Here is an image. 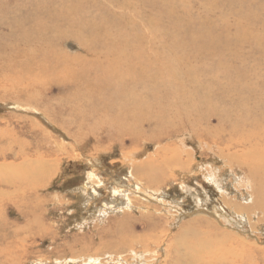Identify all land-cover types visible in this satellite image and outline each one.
<instances>
[{"label": "rangeland", "instance_id": "1", "mask_svg": "<svg viewBox=\"0 0 264 264\" xmlns=\"http://www.w3.org/2000/svg\"><path fill=\"white\" fill-rule=\"evenodd\" d=\"M32 1L41 3L35 5V10L43 3L44 7L65 11L71 6V14L58 11L60 15L55 18L58 23H73L79 32L64 27L52 34L38 32L33 24H50L48 18L34 16L32 10L20 13L14 1L0 0V264H183L192 240L180 229L189 227L188 221L195 219L197 210L213 219V209L227 218L225 226L216 225L245 244L244 253L250 258H242L239 263L264 264V209L253 192L248 165L231 162L227 156L237 148L225 149L223 155L216 148L229 136V112L255 110L253 101H264V0H74L63 7L58 5L66 0ZM154 23L159 30L154 29ZM42 35L53 39L54 45L48 51L40 43ZM79 36L86 45L79 43ZM133 45L158 48L155 53L156 57L162 56L164 64L160 75L165 96L159 103L161 116H145L138 129L131 128L127 138L113 136V129L108 127L102 131L79 126L81 117L64 110L66 103L58 101L55 108H48L59 112L52 113L56 115L53 117L46 115L42 107L28 104L30 96L35 99L37 94L44 100L42 91L48 92L46 97L53 101L66 93L84 94L92 79L99 77L98 65L89 61L102 58V53L115 51L118 46L131 52ZM53 48L60 50L59 60L70 61L67 64L72 77L63 83L54 84L48 76L51 63L43 57L44 53L50 56ZM234 51L241 56L233 55ZM205 52H210L209 58ZM87 73L91 78L84 77ZM29 79H39L42 88L37 90L34 85L32 94L28 92L23 86H31ZM108 85V81L95 85V89L92 85V95L108 93L114 88ZM200 95L207 97L202 111L194 107L193 101ZM102 96V100L107 99ZM181 102L185 106L176 116L172 107ZM60 122L67 125L62 127ZM156 149L167 157L174 151L175 157L167 161L173 159L177 164L164 167L159 161L156 167L164 170L155 173L156 183L151 184L138 179L134 170L148 156L155 157ZM46 161L49 173L37 176L35 169ZM25 172L29 178L34 173L38 190L24 189L30 184L24 179ZM23 192L32 194L26 197L28 194ZM181 235L187 241L181 240Z\"/></svg>", "mask_w": 264, "mask_h": 264}, {"label": "bare ground", "instance_id": "2", "mask_svg": "<svg viewBox=\"0 0 264 264\" xmlns=\"http://www.w3.org/2000/svg\"><path fill=\"white\" fill-rule=\"evenodd\" d=\"M14 1V4H17L20 6V13H24L26 10H32V12L35 14L34 16H39V17H45L50 20V24L45 21V24H38L37 26L34 25L33 23V28H36L38 32H60L65 30L70 31L72 30L73 32H76L78 28L73 24V23H58L57 19L55 18L56 16H59L60 11L62 14L66 15L71 14L69 11L71 10V6L66 8L65 10L62 9H57L55 7H41L40 9L35 10V5L36 7L40 5L41 3H35L32 0H8V2ZM36 1V0H35ZM42 1V0H41ZM57 1V0H56ZM74 0H66L61 1L63 4L58 5L63 7L65 3H71ZM143 1V0H142ZM141 1V2H142ZM145 1V0H144ZM175 1V0H174ZM173 1V2H174ZM7 2V1H6ZM37 2V1H36ZM45 2H50L49 0H45ZM58 2V1H57ZM148 2V1H147ZM172 2V1H171ZM33 3V4H32ZM59 3V2H58ZM120 3V2H118ZM117 3V5H118ZM255 3V2H254ZM6 4V3H5ZM11 4V3H10ZM147 4V3H146ZM4 5V4H3ZM13 5V4H12ZM83 5V4H82ZM10 6V5H9ZM119 6V5H118ZM66 7V6H65ZM64 7V8H65ZM75 7V6H74ZM124 7H126L124 5ZM174 7V6H173ZM24 8V9H23ZM172 8V7H171ZM13 9V8H12ZM26 9V10H25ZM128 9V8H127ZM157 9V8H155ZM1 10H3V7H1ZM134 10V8H133ZM160 11V9H158ZM4 11V10H3ZM16 11V12H18ZM73 11V9H72ZM76 11V10H75ZM140 11V9H139ZM167 11V10H166ZM67 12V13H66ZM133 12V11H132ZM75 13V12H74ZM81 13V12H80ZM79 13V14H80ZM25 14V13H24ZM77 14V11H76ZM132 14V13H131ZM170 14V13H169ZM73 15V14H72ZM164 15V14H163ZM175 15V14H174ZM28 16V15H25ZM30 16V15H29ZM139 17V15H137ZM179 16V15H178ZM182 16V15H181ZM23 17V16H22ZM38 17V18H39ZM78 17V16H77ZM121 17V16H120ZM131 17V16H130ZM133 17V16H132ZM136 17V16H135ZM143 17V16H142ZM175 17V16H174ZM188 17V16H187ZM255 17V16H254ZM31 18V17H30ZM29 18V19H30ZM180 18V16H179ZM183 18V17H182ZM189 18V17H188ZM187 18V19H188ZM43 19V18H42ZM63 19V18H62ZM161 19V18H158ZM163 19V18H162ZM177 19V18H176ZM246 19V18H245ZM22 20V19H19ZM135 20V19H133ZM137 20V19H136ZM172 20V19H171ZM27 21V20H25ZM123 21V20H122ZM127 21V20H126ZM144 21V20H143ZM18 22V20L16 21ZM24 22V21H23ZM28 22V21H27ZM33 22V20L31 21ZM121 22V21H120ZM151 22V21H149ZM153 22V21H152ZM20 24V22H18ZM126 25L127 23L124 22ZM140 23V22H139ZM145 23V22H144ZM147 23V22H146ZM160 23V22H159ZM171 23V22H170ZM14 24V23H13ZM29 24V23H28ZM48 24V25H46ZM162 24V23H161ZM205 24V23H204ZM209 24V23H208ZM212 24V23H211ZM21 25V24H20ZM23 25V24H22ZM139 25V24H138ZM177 25V24H176ZM184 25V24H183ZM131 26V25H129ZM178 26V25H177ZM204 26V25H203ZM243 26V25H242ZM11 27V26H10ZM18 27V25H17ZM61 30L60 28H63ZM117 27V26H116ZM133 27V26H132ZM143 27V26H142ZM154 29H157L158 25L156 23L153 24ZM227 27V26H226ZM238 27V26H237ZM25 28V27H24ZM23 28V29H24ZM31 28V27H30ZM131 28V27H129ZM148 28V27H147ZM194 28V27H193ZM21 29V28H19ZM26 29V28H25ZM119 29V27H118ZM125 29V28H124ZM195 29V28H194ZM200 29V28H199ZM204 29V28H203ZM211 29V28H210ZM214 29V28H213ZM122 30V29H121ZM191 30V29H190ZM247 31L249 29H246ZM19 31V30H18ZM24 31V30H23ZM34 30H31L33 32ZM123 31V30H122ZM125 31V30H124ZM134 31V30H133ZM139 31V30H137ZM142 31V30H141ZM203 31V30H202ZM205 31V30H204ZM203 31V32H204ZM234 31V30H233ZM245 31V29H243ZM254 31V30H253ZM128 32V31H126ZM132 32V31H131ZM130 32V33H131ZM157 32V31H156ZM159 32V31H158ZM210 32V31H209ZM215 32V31H214ZM223 32V31H222ZM230 32V31H229ZM27 33V31H26ZM25 33V34H26ZM147 33V32H146ZM152 33V32H151ZM150 33V34H151ZM176 33V32H175ZM183 33V32H182ZM192 33L193 30H192ZM205 33V32H204ZM216 33V32H215ZM220 33V32H219ZM225 33V32H223ZM241 33V32H240ZM41 34V33H40ZM165 34V33H164ZM222 34V33H221ZM232 34V33H231ZM238 34V33H237ZM245 34V33H244ZM242 34V35H244ZM119 35V34H118ZM129 35V34H128ZM141 35V34H140ZM163 35V34H162ZM166 35V34H165ZM203 35V34H201ZM215 35V34H214ZM223 35V34H222ZM233 35V34H232ZM36 36V35H35ZM45 36V35H44ZM44 36H41V41L42 45H46L48 49L46 50L45 48L44 51L50 50L53 44V39L48 36L47 38H44ZM54 36V35H53ZM52 36V37H53ZM157 36V35H156ZM160 36V33H159ZM229 36V35H228ZM231 36V35H230ZM234 36V35H233ZM27 37V36H26ZM57 37V36H56ZM134 37V36H133ZM183 37V36H182ZM192 37V36H191ZM238 37V36H237ZM250 37V35H249ZM258 37V36H257ZM255 37V38H257ZM260 37V36H259ZM55 38V37H54ZM129 38V37H128ZM153 38V37H152ZM161 38V37H160ZM189 38V37H187ZM195 38V37H194ZM204 38V37H203ZM202 38V39H203ZM217 38V37H216ZM254 38V37H253ZM263 38V37H262ZM40 39V38H39ZM48 39V40H47ZM52 39V40H51ZM56 39V38H55ZM54 39V40H55ZM114 39V37H113ZM124 39V38H122ZM137 39V38H136ZM164 39V38H163ZM174 39V38H173ZM201 39V38H200ZM211 39V37H210ZM220 39V37L218 38ZM250 39V38H249ZM258 39V38H257ZM35 40V39H33ZM105 40V39H104ZM108 40V39H107ZM118 40V39H117ZM115 40V41H117ZM134 40V39H133ZM171 40V39H170ZM195 40V39H194ZM204 40V39H203ZM202 40V41H203ZM225 40V39H224ZM24 41V40H23ZM36 41V40H35ZM33 41V42H35ZM58 41V40H57ZM114 41V42H115ZM120 42V40H118ZM135 41V40H134ZM137 41V40H136ZM180 41V40H178ZM192 41V40H191ZM227 41V40H225ZM236 41V40H235ZM248 41V40H247ZM261 41V40H260ZM264 41V40H263ZM112 42V41H111ZM113 42V44H114ZM123 42H126L123 40ZM128 42V41H127ZM148 42V41H147ZM199 42V41H198ZM228 42V41H227ZM239 42V41H238ZM249 42V41H248ZM247 42V43H248ZM39 43V42H38ZM79 43L80 44H85V40L79 36ZM95 43V42H94ZM106 43V42H104ZM131 42H129L130 44ZM140 43V42H139ZM152 43V42H150ZM177 43V42H176ZM255 43V42H253ZM262 43V42H261ZM26 44V43H25ZM165 44V43H164ZM168 44V43H167ZM242 44V43H241ZM240 44V45H241ZM250 44V42L248 43ZM35 45V44H34ZM40 45V44H39ZM41 45V46H42ZM94 45V44H93ZM116 45V44H115ZM131 45V44H130ZM140 45V44H139ZM159 45V43H158ZM170 45V44H169ZM255 45V44H253ZM92 46V45H91ZM125 46V45H124ZM228 46V45H227ZM263 46V44H262ZM94 47V46H93ZM96 47V46H95ZM101 47V46H100ZM111 47V46H108ZM114 47V46H113ZM247 47V46H246ZM256 47V46H255ZM261 47V46H260ZM22 48V47H21ZM97 48V47H96ZM115 48V47H114ZM155 47H150L146 48L144 45L142 48L140 46L133 45L131 52H128L127 48H118L114 51H105L102 53V58H97V60L94 61H89L93 62V65H98L97 67L99 68L97 71L99 73V77L95 79H88L89 81H92L93 83L87 88L86 92L84 94H69L66 93L65 96H62L61 98L57 97V101L51 100L47 96V93L45 91H42L45 96L44 100L38 99L37 97L40 96L39 94H35L37 97L38 102L36 101V98L34 99L32 96H30L29 100L27 101L28 104L31 103V105H34V107L39 106L42 107V111L46 113L49 117H53L55 114L52 113H59L55 112L54 109L49 110L48 108H55V103L59 101L57 104H62L66 103V105H63L64 110H68L72 115H77L81 117V121L79 123V126H84L90 128L91 130L94 128L101 129L102 131H106L107 127L111 130V133L113 136L115 134L120 135L122 138H127L129 133L131 132V128L136 127L138 129V126L142 123V119H144L145 116H161V106L160 102L161 96H165L164 89H162V75H160L161 70L160 67L164 64H162V56L160 55L159 57H156V50L153 49ZM161 48V47H160ZM42 49V48H41ZM262 49V48H260ZM94 50V49H93ZM152 50V51H149ZM164 50V49H163ZM169 50V49H167ZM256 50V49H255ZM20 51V49H19ZM22 51V49H21ZM30 51V49H29ZM43 51V50H42ZM58 51H60L58 49ZM58 51H53L50 52V56H47L48 53H44V59H49V63H51V72H49L48 76L51 77L52 83H63L65 79H68V77H72L71 73V68L68 67V64H70V61H67L63 59V61L59 60L58 58ZM89 50L85 51L86 53ZM143 51L145 53H143ZM176 51V50H175ZM174 51V52H175ZM240 51V50H239ZM239 51H234L232 54L235 56H241V53ZM23 52V51H22ZM21 52V53H22ZM25 52V50H24ZM23 52V53H24ZM84 52V51H83ZM162 52V51H161ZM173 52V53H174ZM19 53V52H17ZM92 53V52H91ZM98 53V54H99ZM155 53V55H154ZM164 53V52H163ZM167 53V52H166ZM254 54V52L252 51ZM251 53V54H252ZM30 54V52L28 53ZM65 54V53H64ZM63 54V55H64ZM94 56H98L97 53L94 51ZM189 54V53H188ZM23 55V54H22ZM24 55H26L24 53ZM192 55V54H191ZM190 55V56H191ZM206 57H210V52H205L204 54ZM70 56V55H69ZM100 56V57H101ZM170 56V54H169ZM176 56V55H175ZM179 56V55H178ZM182 56V55H181ZM195 56V55H194ZM20 57V56H19ZM34 57V56H33ZM95 57V58H96ZM180 57V56H179ZM261 57V55H260ZM22 58V57H20ZM92 58V57H91ZM256 58V57H255ZM32 59V58H31ZM42 59V58H41ZM70 59V58H69ZM75 59V58H74ZM73 59V60H74ZM87 59V58H86ZM169 59V58H167ZM173 59V58H172ZM43 60V59H42ZM59 60V61H58ZM178 60V59H177ZM176 60V61H177ZM21 60L17 61L20 62ZM23 61V60H22ZM67 61V62H66ZM83 61V60H82ZM88 61V60H86ZM204 61V60H203ZM28 62V61H27ZM36 62V61H35ZM164 62V61H163ZM173 62V61H172ZM264 62V61H263ZM23 63V62H22ZM75 63V62H74ZM81 63V62H80ZM166 63V62H164ZM188 63V62H187ZM186 63V64H187ZM262 63V62H260ZM16 64V63H15ZM88 64V63H87ZM179 64V63H177ZM257 64V63H256ZM12 65V64H11ZM18 65V64H17ZM38 65V64H36ZM41 65V64H40ZM75 65V64H74ZM83 65V62H82ZM85 65V64H84ZM176 65V64H175ZM263 65V64H262ZM9 66V65H8ZM21 66V65H20ZM42 66V65H41ZM45 66V65H44ZM80 66V65H79ZM78 66V67H79ZM89 66V65H88ZM13 67V65H12ZM31 67V66H30ZM33 67V66H32ZM35 67V66H34ZM46 67V66H45ZM85 67V66H84ZM95 67V66H94ZM93 67V68H94ZM179 67V66H177ZM181 67V65H180ZM216 67V66H214ZM264 67V66H263ZM86 68V67H85ZM92 68V66H91ZM164 68V67H163ZM167 68V67H166ZM213 68V67H212ZM24 69V68H23ZM74 69V67H73ZM89 69V67H88ZM168 69V68H167ZM173 69V68H172ZM90 70V69H89ZM165 70V69H164ZM210 70V68H209ZM214 70V69H213ZM212 70V71H213ZM96 71V72H97ZM173 71H175L173 69ZM216 71V70H215ZM261 71V70H260ZM7 72V70H6ZM13 72V71H12ZM25 72V71H24ZM28 72V71H27ZM32 72V71H31ZM34 72V71H33ZM42 72V71H41ZM84 72L85 69H84ZM94 72V71H92ZM95 72V73H96ZM176 72V71H175ZM208 72V71H207ZM22 73V72H21ZM46 73V72H42ZM41 73V74H42ZM75 75L77 76L78 72L77 69L75 68ZM89 73V72H88ZM86 74L87 78H91L89 74ZM210 73V72H208ZM17 74V73H16ZM81 74V73H80ZM79 74V75H80ZM85 74V73H84ZM167 74V73H166ZM169 74V73H168ZM206 74V72L204 73ZM222 74V73H221ZM15 75V74H14ZM19 75V74H18ZM40 75V74H39ZM82 75V74H81ZM80 75V76H81ZM91 75V74H90ZM104 75V76H103ZM178 75V74H177ZM208 75V74H207ZM226 75V74H225ZM17 76V75H16ZM20 76V75H19ZM23 76V75H22ZM27 76V75H26ZM34 76V74H33ZM37 76V75H36ZM175 76V75H174ZM179 76V75H178ZM177 76V77H178ZM181 76V75H180ZM205 76V75H204ZM219 76V75H218ZM11 77V75H10ZM46 77V76H45ZM66 77V78H65ZM173 77V76H172ZM208 77V76H207ZM206 77V78H207ZM223 77V76H221ZM229 77V75H228ZM14 78V77H13ZM21 78V77H20ZM31 78V76L29 77ZM35 78V77H34ZM75 79V77H73ZM94 78V77H93ZM103 78H106L103 80ZM181 79V77H179ZM36 79V78H35ZM42 78H40L41 80ZM167 79V78H165ZM178 79V78H177ZM183 79V78H182ZM201 79V78H200ZM203 79V78H202ZM213 79V78H212ZM211 79V80H212ZM24 78H22V81ZM38 79V82L32 81L29 79L28 85L31 86H23L25 89H27L28 92L34 91V85L38 86L37 90L39 88H42V83ZM81 80V79H80ZM114 80L113 84L112 81ZM173 80V79H172ZM221 80V79H220ZM27 81V80H26ZM45 81V80H44ZM67 81V80H66ZM103 81H108L111 87H114L113 89L109 90L108 93L103 92L102 95H106L107 99L102 100L103 96H94L92 95V85L101 86ZM166 81V80H165ZM203 81V80H202ZM17 82V81H16ZM70 82V81H69ZM169 82V81H168ZM179 82V81H178ZM201 82V80H200ZM207 82V81H206ZM205 82V83H206ZM213 82V81H212ZM44 83V82H43ZM46 83V82H45ZM49 83V82H48ZM84 83V82H83ZM105 83V82H104ZM107 83V82H106ZM166 83V82H165ZM170 83V82H169ZM175 83V82H174ZM204 83V81H203ZM202 83V84H203ZM6 84V83H5ZM71 84V83H70ZM208 84V83H206ZM212 84V83H211ZM3 85V84H2ZM13 85V84H12ZM25 85V83H24ZM51 85V84H50ZM169 85V84H168ZM179 85V84H178ZM183 85V84H182ZM6 86V85H5ZM4 86V87H5ZM49 86V85H48ZM72 86V85H71ZM78 86V85H77ZM76 86V87H77ZM108 85V87H110ZM172 85L170 84V87ZM210 86V85H209ZM218 86V85H217ZM22 87V88H23ZM75 87V88H76ZM82 87V86H81ZM80 87V88H81ZM84 87V86H83ZM110 87V88H111ZM176 87V86H175ZM182 87V86H181ZM10 88V87H9ZM15 88V87H14ZM46 88V87H45ZM86 88V87H85ZM173 88V87H172ZM190 88V87H189ZM225 88V87H224ZM105 89V88H104ZM171 89V88H170ZM185 89V88H184ZM216 89V88H215ZM15 90V89H14ZM36 90V89H35ZM107 90V89H106ZM175 91L178 90V88L174 89ZM191 90V89H188ZM225 90V89H224ZM81 91V90H80ZM114 93H113V92ZM66 92V91H65ZM214 92V91H213ZM37 93V92H36ZM40 93V92H39ZM64 93V92H63ZM62 93V94H63ZM101 93V92H100ZM172 93V92H171ZM178 93V92H177ZM191 93V92H190ZM28 94V93H27ZM41 94V93H40ZM64 95V94H63ZM236 95V94H235ZM54 96V95H53ZM237 96V95H236ZM240 96V95H239ZM17 97V96H15ZM52 97V96H51ZM233 97V96H232ZM191 98V97H190ZM193 98V97H192ZM236 98V97H235ZM234 98V99H235ZM56 99V97L54 98ZM197 99V98H196ZM207 97L206 96H199L197 100H193L194 102L196 101V104L194 105L195 108L200 109L202 111V108L205 107L204 103H206ZM102 100V103H101ZM166 100H170L168 96H166ZM183 100V99H182ZM185 100V99H184ZM183 100V101H184ZM209 100V99H208ZM221 100V99H220ZM226 100V99H225ZM254 100V98H253ZM40 101V102H39ZM106 101V103H104ZM197 101H200V103H197ZM214 101V100H213ZM228 101V99H227ZM249 101V100H248ZM252 101V100H251ZM24 102V101H23ZM44 102V105H43ZM211 102V101H209ZM215 102V101H214ZM217 102V101H216ZM232 102V101H230ZM237 102V101H236ZM187 103V102H186ZM234 103V102H233ZM24 104V103H23ZM165 104V103H164ZM163 104V105H164ZM173 104V103H172ZM171 104V105H172ZM181 105L172 107L174 114L177 116L180 114V109L182 110V106H185L183 102L180 103ZM25 105V104H24ZM187 105V104H186ZM240 105V103H239ZM253 105H255V110L254 109H246L245 111L240 112V110H235L232 112H229L227 114V117H229L230 122H228L230 126V132L228 138L221 142V144L216 147L218 152L223 155L225 152L224 150L226 149H231V148H237L233 150V155H229V159H231V162H239L248 165V171L249 175L251 176V180L253 181L252 183V189L253 192L259 197V206L264 209V101L262 99H257L256 101H253ZM210 106V105H208ZM219 106V105H218ZM234 106V105H233ZM25 107V106H24ZM61 107V106H60ZM120 107V108H119ZM207 107V106H206ZM212 108V106H210ZM232 107V106H231ZM162 108H164L162 106ZM57 109V108H56ZM209 109V108H208ZM240 109V108H239ZM59 110V109H58ZM218 111V110H217ZM63 112V111H62ZM221 112V111H220ZM245 116H242V113H246ZM65 112H63L64 114ZM188 113V112H186ZM209 113V110H208ZM215 113V112H214ZM214 113H212L214 115ZM226 113V112H223ZM66 115V114H65ZM211 115V114H210ZM211 115V117L213 116ZM219 115V114H217ZM56 116V115H55ZM59 116V115H58ZM184 116V115H183ZM220 117L222 116L219 115ZM226 116V115H225ZM210 117V118H211ZM215 117V116H214ZM218 117V116H217ZM47 118V117H46ZM48 119V118H47ZM55 119V118H54ZM60 119V118H59ZM186 119V118H185ZM251 119L253 122H249L248 120ZM52 120V119H51ZM61 120V119H60ZM64 120V119H63ZM220 120V119H219ZM182 121V120H181ZM214 121V120H213ZM249 123H248V122ZM168 122V120H166ZM207 122V121H206ZM216 122V121H214ZM222 122V121H221ZM169 123V122H168ZM186 123V122H185ZM33 124V123H32ZM31 124V125H32ZM62 127H64L67 124H64V122L59 123ZM223 124V122H222ZM177 127V126H176ZM181 127V126H180ZM170 128V127H169ZM178 128V127H177ZM87 129V128H86ZM160 129V128H159ZM174 129V128H173ZM179 129V128H178ZM133 130V129H132ZM177 130V129H176ZM92 132V131H91ZM81 134V133H80ZM79 135V134H78ZM82 135V134H81ZM134 135V134H133ZM85 136V135H84ZM92 136V135H91ZM142 138V137H141ZM43 141V140H42ZM122 141V140H121ZM124 141V140H123ZM127 141V140H126ZM126 143V142H125ZM132 144V143H131ZM134 144V143H133ZM157 148V147H156ZM50 149V148H48ZM160 149V148H159ZM163 149V148H162ZM165 149V148H164ZM131 151V150H130ZM224 151V152H223ZM138 152V151H137ZM135 152L134 155L138 156V154ZM162 152V150H161ZM48 153V152H47ZM131 153V152H130ZM169 153V152H168ZM175 152L172 151L171 154L167 157L165 154L162 152L160 154V150L156 149L155 152V157H150L148 156L145 158L144 161L139 162L138 167L134 170L135 175L137 176L138 179H145L148 183L153 184L155 180V173L158 170H164V168L161 167H156V165L160 162L165 165L164 167H169L170 164H177L176 161L173 159L171 161H167L170 158L175 157ZM50 154V153H49ZM46 155V153H45ZM224 157V156H223ZM237 159V160H236ZM158 160V161H157ZM166 160V161H163ZM168 163V164H167ZM181 164V163H180ZM50 170V164L46 161L43 164H41L37 170L35 169V174L38 176L40 174H47L49 173ZM146 170V172L144 171ZM38 171V172H37ZM24 172V168H23ZM30 172V171H29ZM164 172V171H163ZM31 173V172H30ZM24 174V179H28L30 181V184L25 186V190H30L32 191L33 189H39L35 185L37 183L35 182V178H33V174L29 178V173L25 172ZM27 174V175H26ZM139 176V177H138ZM45 177V176H44ZM43 177V179H44ZM211 177V176H209ZM42 178V177H41ZM212 178V177H211ZM5 182H8V179L5 180ZM97 182V181H96ZM156 182H154L155 184ZM25 185V184H24ZM45 185V184H44ZM46 186V185H45ZM4 187V186H3ZM21 187V186H20ZM6 188V187H4ZM22 188V187H21ZM3 190V189H2ZM1 190V191H2ZM10 190V188L8 189ZM14 191V190H13ZM27 191V192H28ZM251 191V190H250ZM21 192V191H20ZM18 193V192H17ZM16 193V194H17ZM23 194H28L26 197H30V193L23 192ZM11 196V195H10ZM16 196V195H15ZM14 196V197H15ZM35 196V195H34ZM13 197V196H12ZM13 197V198H14ZM33 197V196H32ZM19 198V197H18ZM24 199V198H23ZM22 201V200H21ZM30 203V202H29ZM255 203V202H254ZM257 205V203H255ZM254 204V205H255ZM218 212L217 209H213V213H211L214 217L213 219H210L206 217L205 211H196L195 214V219H192L188 221L189 227L188 226H183L180 231H183L185 233V236L192 241H190V244L188 246L189 250V256L187 254L184 256V259L182 260L183 264H240L239 261L240 259L244 258H250L249 254L244 253V247L245 244L242 242V240L236 236L228 233L225 231L223 228L218 227L216 224H220L221 226L224 225V221H226L227 218H225V214ZM227 215V214H226ZM225 216V217H224ZM229 216V215H228ZM227 216V217H228ZM146 220V219H145ZM145 229V228H144ZM182 232V233H183ZM188 235V236H187ZM123 236V235H122ZM125 236H129V234H125ZM141 236V235H140ZM143 236V235H142ZM231 236V237H230ZM132 237V236H131ZM135 237V236H133ZM137 237V236H136ZM186 237L181 235V240L183 239L184 241H187ZM187 243V242H186ZM126 250V249H125ZM122 251V250H121ZM128 251V250H127ZM253 255V254H252ZM254 258V257H253ZM91 261L95 262V259L90 258ZM252 261V260H251ZM242 262V261H241ZM263 262V261H262ZM246 263V262H245ZM176 264H179L178 262ZM248 264V263H246Z\"/></svg>", "mask_w": 264, "mask_h": 264}]
</instances>
